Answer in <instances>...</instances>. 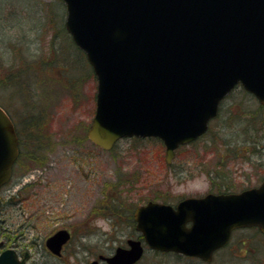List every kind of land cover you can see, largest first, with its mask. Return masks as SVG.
Returning <instances> with one entry per match:
<instances>
[{"label":"water","instance_id":"1","mask_svg":"<svg viewBox=\"0 0 264 264\" xmlns=\"http://www.w3.org/2000/svg\"><path fill=\"white\" fill-rule=\"evenodd\" d=\"M62 1L66 29L98 80L88 133L98 147L157 137L171 163L179 146L206 133L237 84L264 106V0ZM18 156L13 121L0 107V188ZM135 220L150 249L209 262L235 229L256 226L264 235V181L241 193L186 199L176 208L149 202ZM68 236L60 231L51 239ZM128 244L107 262H138L142 241ZM5 257L0 264H10Z\"/></svg>","mask_w":264,"mask_h":264},{"label":"rangeland","instance_id":"2","mask_svg":"<svg viewBox=\"0 0 264 264\" xmlns=\"http://www.w3.org/2000/svg\"><path fill=\"white\" fill-rule=\"evenodd\" d=\"M40 1L44 7L39 5L38 12ZM52 4V0H0V64L11 66L7 73L26 67L31 81L27 93L19 89L26 98L16 97L13 85L12 90H1L0 104L20 124L22 135L27 107L29 114H42L46 134L40 135L49 137L44 153L47 166L35 167L27 175L40 181L28 190L33 198L22 210L24 217L34 216L33 222L40 217L31 234L45 239L60 227L75 225L79 226L73 229L80 246L109 253L126 245L127 239L136 238L134 227L125 218L150 200L172 204L211 188L217 191L229 186L230 191L239 192L262 182L264 111L258 110V103L241 87L223 103L210 132L180 149L170 166L157 139H123L113 152L96 149L90 142L79 146L74 140L83 138L84 128L90 126L95 113L97 81L73 42L60 32L64 12L60 4ZM52 8L56 16H52ZM12 44H16L14 50ZM56 62L61 64L54 66ZM256 127L261 130L257 135ZM25 169L18 168L22 173ZM19 181L8 188L15 191L22 187L23 181ZM107 201L119 205L117 213L97 209ZM108 211L111 217H103ZM90 212L91 223L83 226ZM261 238L254 231L239 233L208 264H264ZM88 250H80L78 259L70 264H86L93 253ZM139 264L207 263L148 251Z\"/></svg>","mask_w":264,"mask_h":264},{"label":"flooded vegetation","instance_id":"3","mask_svg":"<svg viewBox=\"0 0 264 264\" xmlns=\"http://www.w3.org/2000/svg\"><path fill=\"white\" fill-rule=\"evenodd\" d=\"M47 164L48 162H44L41 168L46 167ZM19 179L20 177L17 176L15 172L9 185L7 187H4L0 192V257L6 254L8 263L11 264H70L72 260L78 259L80 250L85 251L89 249L92 253L93 250L87 247L86 245L80 246V239H78L77 236L74 234L75 232L73 228L79 226L69 225L60 227L50 236L45 237V239H39L37 236H35V234H31V228L33 227V225L35 227V223H37V220L38 218L40 219V217L37 216V219L36 221L34 220V223L32 221L34 216L31 214L29 215V217H24L22 210L23 208H25L24 203L33 198V195H29L30 191H28L33 190L29 187L30 185H32V183L28 187L15 189V191H13L12 187L8 188L11 185L14 186L19 181ZM123 180L126 182L127 179ZM220 192L221 191H219V189L216 191L215 188H211L203 194L189 197H204L210 194L218 195L220 194ZM22 196H25V199H23ZM183 199L184 198L179 199L178 201L172 203V205L177 206V204ZM136 208L137 207H135V209L131 211V214H128L127 218H125V220H127L128 223L132 227H134V230L137 225L135 220ZM90 214L91 212L89 213V216L87 217L88 219L83 226L88 227L90 225ZM31 222H33V224H31ZM252 229L253 228L241 229L238 231L235 230L232 233L231 239H234L236 237L234 235L236 233L253 231ZM58 231H67L69 233L68 238L52 240L51 238ZM134 233L136 235V238L129 239H140L142 237L136 230L134 231ZM129 239H127L126 245L118 246L115 249L111 250V252L109 253H98L94 251L92 253V257L86 262V264H92L93 262H98V264H109L106 261V258L113 256L118 248H127ZM245 244L246 243H243V245Z\"/></svg>","mask_w":264,"mask_h":264},{"label":"trees","instance_id":"4","mask_svg":"<svg viewBox=\"0 0 264 264\" xmlns=\"http://www.w3.org/2000/svg\"><path fill=\"white\" fill-rule=\"evenodd\" d=\"M57 4H60V3L57 2ZM39 5L44 7L42 1H40V4L38 3V9H39ZM43 7H41V8H43ZM61 10H62V8H61ZM52 11H53L52 16H56L53 8H52ZM38 12H40V9ZM64 31L65 30H64V27L62 25L60 28V32H62L63 35L65 36ZM15 45H13V44L10 45L13 50L15 49ZM18 49H21V48H18ZM53 49H54V47H53ZM2 62H4V61L2 60ZM4 63L0 64V73L2 75L0 77V81H2L4 83V84L0 85V92H2L1 90H3L4 92L7 91L8 87H9V90H12L13 85H14V86H16L14 88H16V91H17L15 96L26 98V97H24V94L23 95L21 94L19 89L22 87L25 90L24 93L25 92L27 93L26 88L29 86V84L31 82L28 79V74H27V70H26L27 68L22 67L21 69L18 70L19 72L16 71L18 73H14L13 71L7 73L10 70L11 66L10 67H8L7 65L5 66ZM7 63H8V61H7ZM56 65H58V63H56L54 66H56ZM8 79H9V82L7 81ZM243 92L245 95L250 96L244 90H243ZM251 97L256 101V99L253 96H251ZM27 109H28V107H27ZM27 109L25 111V114L27 116H23V120H22L23 121L22 129H24V131H25L23 135L21 133L20 124H18V122H16L17 133H18L19 142H20V150H21V155H20V159L18 162V168H20V169L26 168L25 170H23L24 172H28V171L32 170L34 167H41L44 164V162H45V158H44L45 154L44 153L48 149V144H49L48 142H46V140L47 141L49 140V137H42V135H40L41 133L46 134L45 133L46 124L43 122L44 119H43L42 114H35L32 110H31L32 111L31 114H29L30 111H28ZM35 110H36V106H35ZM258 110L264 111V107L258 104ZM250 120H252V119H250ZM262 130H264V129H262ZM86 131H87V128H84L83 138L82 139H76L75 141H79V143L87 141ZM259 131H261V130L258 127H256L255 134L257 135L259 133ZM75 138H77V137H75ZM29 162H31L32 164H29ZM118 179L121 180L122 178L120 176H118ZM224 189H225L224 191L230 190L229 186H227ZM222 190L223 189L221 188L219 191H222ZM114 202L115 201L103 202V204L97 206L98 207L97 209L98 210H113L112 211L113 214H114V212L117 213L118 212L117 207L119 205L115 204ZM97 209H95V210H97ZM106 212H103L102 216H105L106 214L108 216L112 215L110 211H108V213H106ZM156 254H158V253H156Z\"/></svg>","mask_w":264,"mask_h":264}]
</instances>
